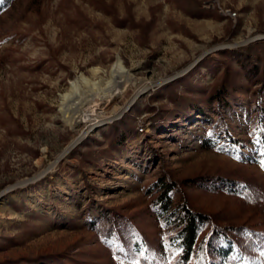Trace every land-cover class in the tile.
<instances>
[{
	"label": "rangeland",
	"instance_id": "1",
	"mask_svg": "<svg viewBox=\"0 0 264 264\" xmlns=\"http://www.w3.org/2000/svg\"><path fill=\"white\" fill-rule=\"evenodd\" d=\"M118 58L132 80L98 101L121 88ZM263 74L264 0H13L0 12V264H138L121 229L134 221L158 252L147 190L164 171L200 210L264 230ZM223 83L233 92L212 100ZM200 176L242 181L252 202L188 184ZM121 215L128 249L90 224Z\"/></svg>",
	"mask_w": 264,
	"mask_h": 264
},
{
	"label": "trees",
	"instance_id": "2",
	"mask_svg": "<svg viewBox=\"0 0 264 264\" xmlns=\"http://www.w3.org/2000/svg\"><path fill=\"white\" fill-rule=\"evenodd\" d=\"M13 0H4L0 12L8 9ZM101 6V5H100ZM106 11L107 6H101ZM240 57L256 63L249 47L240 49ZM264 91V74L260 78ZM233 91L227 84L217 86L211 94L214 101H224ZM188 184L209 190L223 189L242 200L252 202V195L242 181L214 176H200ZM183 184L172 173L164 171L149 187L150 209L159 228L158 252L134 221L127 223L123 232H129L127 244L121 241L120 222L123 216H112L100 222L91 221L95 231L114 236L122 248L130 251L138 264H259L264 260V230L235 227L220 216L200 210L186 196ZM264 221V220H263ZM264 223V222H263ZM125 230V231H124ZM127 251V250H126Z\"/></svg>",
	"mask_w": 264,
	"mask_h": 264
},
{
	"label": "bare ground",
	"instance_id": "3",
	"mask_svg": "<svg viewBox=\"0 0 264 264\" xmlns=\"http://www.w3.org/2000/svg\"><path fill=\"white\" fill-rule=\"evenodd\" d=\"M227 13V12H226ZM230 13V11H229ZM233 14V13H232ZM235 15V14H234ZM94 74L95 75H99L101 73H103V70L99 69V68H94L93 70ZM110 76L111 78L119 83L121 85V88H118V85L116 84L115 85V88H113L112 90L106 92V88H100L102 89V92L99 93V97H97L98 101L99 100H103L105 101V103H107V101H112L114 100L116 97L120 96V94L123 93V89H124V85L123 83L126 81V80H132V77L131 75L129 74V71L128 69L126 68V66L124 65V63L122 62V60L120 58H118L111 66V69H110ZM81 81L84 82V83H90L92 86H98L99 82H96V81H92L89 77H87L86 75L84 74H81ZM85 80V81H84ZM79 84V81L78 79H73V80H70L69 82V85H70V89L65 92L63 95H62V100L63 102H67V101H70L73 97V93H74V90L76 88H78V85ZM103 86V85H102ZM109 86V85H108ZM101 87V86H100ZM148 87V86H147ZM146 87V88H147ZM108 88V87H107ZM143 92V91H141ZM140 91L138 93H136L134 95V98L128 102V104L126 105V108L127 109L129 106H130V103L135 100L141 93ZM105 94V95H103ZM74 98V97H73ZM108 106V105H107ZM119 110V109H118ZM115 110V114H120L122 113L123 110ZM73 119V121H72ZM87 119H84V118H70V123L71 124H74V125H78L79 123L85 121ZM89 122H90V125L89 127L86 129L85 132L83 133H86L87 131H89L92 127H94L95 125L99 124L102 119L100 118V115H96V117H91V119H88ZM84 135V134H83ZM82 137H76L75 139H73L70 144L64 148L63 152L60 154V158H58V161L64 157L74 146H76L80 141H81Z\"/></svg>",
	"mask_w": 264,
	"mask_h": 264
},
{
	"label": "snow or ice",
	"instance_id": "4",
	"mask_svg": "<svg viewBox=\"0 0 264 264\" xmlns=\"http://www.w3.org/2000/svg\"><path fill=\"white\" fill-rule=\"evenodd\" d=\"M4 0H0V5H2ZM261 167L264 169V160L261 161Z\"/></svg>",
	"mask_w": 264,
	"mask_h": 264
}]
</instances>
